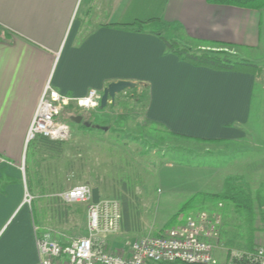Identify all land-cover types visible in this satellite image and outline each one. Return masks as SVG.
<instances>
[{
  "label": "crops",
  "instance_id": "1",
  "mask_svg": "<svg viewBox=\"0 0 264 264\" xmlns=\"http://www.w3.org/2000/svg\"><path fill=\"white\" fill-rule=\"evenodd\" d=\"M162 38L197 50L233 49L258 64L264 9L208 0H0V264L40 261L37 231H45L25 196L42 186L33 184L26 137L48 85L81 99L92 90L103 94L111 83L132 82L148 91L143 120L172 137L206 149H226L246 137L257 76L193 66ZM233 162L224 174L211 167L200 184L189 175L192 186L182 190V201L173 200L172 215L195 194L220 192L226 179L241 175L240 162ZM62 186L51 195L64 193ZM122 228L130 230L124 217Z\"/></svg>",
  "mask_w": 264,
  "mask_h": 264
},
{
  "label": "rangeland",
  "instance_id": "2",
  "mask_svg": "<svg viewBox=\"0 0 264 264\" xmlns=\"http://www.w3.org/2000/svg\"><path fill=\"white\" fill-rule=\"evenodd\" d=\"M225 52L232 60H241L233 49ZM258 56L255 65L259 69L256 72L259 82L248 133L243 140L226 149L207 144V149L213 150L211 155L206 154L207 146L203 143L172 137L156 125L146 123L141 117L145 99L140 104L137 101L140 94L146 96L148 92L142 86L119 94L105 109L71 106L63 113V118L70 119L72 114H79L84 118L83 123L95 127L83 129L71 122L72 136L59 148L45 145L40 138L27 147L29 170L35 177L33 184L42 186L33 190L31 196L39 213L36 224H41L43 231L61 244L87 237V205H66L60 196L51 194L62 184L65 192L88 185L99 189L102 199H116L122 205L129 232L122 228L118 234L103 237L108 249L115 254L123 253L130 241L161 235L180 227L188 217L207 211L222 218L219 234L212 242L217 264H249L246 255L264 247V206L257 203V199H262L264 205V51L261 50ZM234 160L241 164V175L226 179L220 192L205 194L222 193L230 179L232 185L247 190L255 198L252 251L245 247L248 242L245 216L239 215L232 203L210 204L172 215L177 207L173 200L183 195L182 190L192 186L189 175L194 177L195 174V182L200 184L208 169L215 167L224 174ZM169 178L172 185H168Z\"/></svg>",
  "mask_w": 264,
  "mask_h": 264
},
{
  "label": "built area",
  "instance_id": "3",
  "mask_svg": "<svg viewBox=\"0 0 264 264\" xmlns=\"http://www.w3.org/2000/svg\"><path fill=\"white\" fill-rule=\"evenodd\" d=\"M103 94L92 90L81 99L55 91L50 85L44 90L26 137L27 147L38 138L63 143L72 136V127L62 120L71 106L96 109L101 107ZM94 188L80 185L60 195L66 205L88 207V236L68 244L54 240L48 232L37 231L38 264H217L213 239L219 234L222 218L202 211L184 220L177 228L157 236L130 241L123 253L108 249L103 237L118 234L122 227V205L119 200L100 198L93 202ZM33 198L27 193L25 202ZM38 230V229H37ZM239 260L241 256H237ZM249 264H264V247L246 255Z\"/></svg>",
  "mask_w": 264,
  "mask_h": 264
},
{
  "label": "trees",
  "instance_id": "4",
  "mask_svg": "<svg viewBox=\"0 0 264 264\" xmlns=\"http://www.w3.org/2000/svg\"><path fill=\"white\" fill-rule=\"evenodd\" d=\"M208 3L212 5L228 6L241 8L246 10L260 11L264 9V0H208ZM148 21H141V24H146ZM141 30V29H139ZM167 49L178 56L183 61L202 68H208L215 71H231V72H243L248 74L256 75L259 70L255 64L246 60H232L227 52V49L223 50H199L193 51L187 49L175 41H170L162 38ZM226 46H232L227 45ZM137 99L138 103L144 98V93ZM71 118V117H70ZM68 124H72L70 119ZM83 129H88L83 125H80ZM42 142L47 146H54V148H59L62 143L53 142L45 138H40ZM224 203H232L234 205L235 211L245 216V224L247 225V244L246 250L252 251L254 248V225L256 221L255 217V198L245 189L232 185L229 180L225 183V190L220 194L209 195L205 193H199L191 197L179 210L178 214L185 213L189 209L195 207H205L210 204L222 205ZM258 206H264L262 204V199H257ZM207 206V207H208Z\"/></svg>",
  "mask_w": 264,
  "mask_h": 264
},
{
  "label": "water",
  "instance_id": "5",
  "mask_svg": "<svg viewBox=\"0 0 264 264\" xmlns=\"http://www.w3.org/2000/svg\"><path fill=\"white\" fill-rule=\"evenodd\" d=\"M137 87V84L132 83V82H125V81H120L117 83H111L103 93V98H102V103H101V109H105L109 102H115L116 97L124 93L128 89H134ZM70 121L74 124L81 125L84 121V118L82 116H73L70 118ZM85 127L87 128H94L91 123H83ZM105 131L108 130V128H103ZM101 195L99 189H94L93 190V202L95 204H98L100 201Z\"/></svg>",
  "mask_w": 264,
  "mask_h": 264
}]
</instances>
